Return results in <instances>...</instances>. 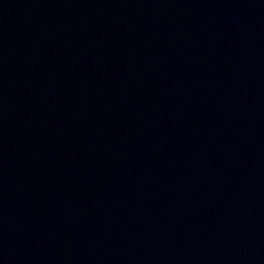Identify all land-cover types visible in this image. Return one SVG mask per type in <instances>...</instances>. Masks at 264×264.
Wrapping results in <instances>:
<instances>
[{"label":"water","instance_id":"water-1","mask_svg":"<svg viewBox=\"0 0 264 264\" xmlns=\"http://www.w3.org/2000/svg\"><path fill=\"white\" fill-rule=\"evenodd\" d=\"M0 264H264V0H0Z\"/></svg>","mask_w":264,"mask_h":264}]
</instances>
